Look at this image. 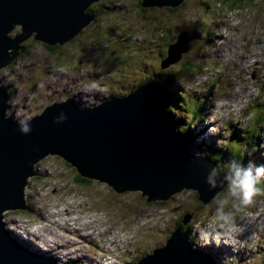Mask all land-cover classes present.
I'll return each mask as SVG.
<instances>
[{
    "label": "rangeland",
    "instance_id": "obj_1",
    "mask_svg": "<svg viewBox=\"0 0 264 264\" xmlns=\"http://www.w3.org/2000/svg\"><path fill=\"white\" fill-rule=\"evenodd\" d=\"M225 1L186 0L175 9H144L139 0L92 3L87 11L98 16L64 45L46 46L33 36L18 44L19 56L0 69V81L11 96L6 116L17 121L32 118L67 98H74L81 108L92 107L151 83L164 95V89L174 92L170 99L181 107L174 106L172 120L180 122L178 132L192 129L185 135L197 149L228 145L227 152L242 153L244 144L239 147L235 138L243 141L240 137L252 134L248 156L254 164H264V0L238 5ZM184 31L189 40L192 37L188 50L179 61L161 67L169 57L167 45ZM19 33L18 25L9 35ZM170 76L172 81L163 83ZM165 101L167 106L166 97ZM259 112L263 128L258 131L254 116ZM209 128L215 135H206ZM33 167L36 173L25 189L31 212L8 211L3 220L24 241L53 249L59 261L132 264L162 247L176 228L186 229L191 223L194 248L212 254L218 264L233 254L240 264H264V223L237 253L223 245L196 243L195 225L208 217L212 200L203 205L194 191L147 202L139 191L117 193L95 180L79 182L76 170L56 155ZM188 214L191 219L183 224Z\"/></svg>",
    "mask_w": 264,
    "mask_h": 264
},
{
    "label": "water",
    "instance_id": "obj_2",
    "mask_svg": "<svg viewBox=\"0 0 264 264\" xmlns=\"http://www.w3.org/2000/svg\"><path fill=\"white\" fill-rule=\"evenodd\" d=\"M97 1L0 0V69L19 56L18 44L28 37L52 47L71 41L98 16L87 11ZM185 1L140 0L142 8L172 9ZM16 25L21 33L12 37L9 33ZM191 38L180 33L168 45L169 57L161 67L179 61ZM9 97L0 81V264H74L60 263L35 245L24 246L3 220L8 211L28 210L26 185L35 175L34 164L46 156H59L80 177L105 183L117 193L139 191L147 202L166 201L191 190L205 205L218 191L209 190L204 182L216 164L177 131L159 85L145 83L92 107L81 108L74 98H67L30 118L28 135L18 130L16 117L6 116ZM61 111L67 119L53 123ZM190 219L186 215L182 223ZM189 234L192 237L190 229L176 228L162 247L135 264H218L212 254L190 244Z\"/></svg>",
    "mask_w": 264,
    "mask_h": 264
},
{
    "label": "clouds",
    "instance_id": "obj_3",
    "mask_svg": "<svg viewBox=\"0 0 264 264\" xmlns=\"http://www.w3.org/2000/svg\"><path fill=\"white\" fill-rule=\"evenodd\" d=\"M66 119L61 111L53 123L59 124ZM17 124L21 134L31 133L30 118L20 119ZM206 135H215V132L209 128ZM204 182L209 190L218 191L212 198L208 217L195 225L193 237L201 247L223 245L237 253L254 235V230L264 223V199H258L264 197V188L260 187L264 183V164L251 161L244 164L242 160L231 159L222 168L210 167ZM66 260L60 262L68 263ZM221 264H240V261L233 254L225 256Z\"/></svg>",
    "mask_w": 264,
    "mask_h": 264
},
{
    "label": "trees",
    "instance_id": "obj_4",
    "mask_svg": "<svg viewBox=\"0 0 264 264\" xmlns=\"http://www.w3.org/2000/svg\"><path fill=\"white\" fill-rule=\"evenodd\" d=\"M140 1V0H139ZM228 0H226L225 2H227ZM244 2V0H232V5H238V4H241V3H243ZM140 6H141V2H140ZM144 9H146V8H144ZM170 9H172V8H170ZM175 9V8H174ZM95 14V13H94ZM167 48H168V45H167V47H166V54H167ZM186 66H188V67H191L192 69L194 68V64L193 63H191L190 61L188 62L187 61V63L185 64ZM187 70V69H186ZM189 70V69H188ZM168 81H172V77L170 76L169 78H166V80L163 82V83H166V84H169V82ZM140 85H142V83L141 84H139L138 86H140ZM176 84L175 83H172V87H174ZM177 87L178 86H176L175 87V89H176V91H177ZM166 89H169L168 88V86H166ZM164 92H166L165 93V97H166V99H167V106H166V110H167V112H169V115L171 116V119H172V115H174L175 113V107L174 106H177V107H181V105H178L177 104V101H175V102H173V101H171V99H170V95H172L174 92L173 91H167V90H165L164 89ZM170 93V94H169ZM112 98H113V96H111ZM172 112V113H171ZM202 112V110H201V108L199 109V113H201ZM262 112H264V109H263V111ZM262 112H259V113H257L256 114V117L254 116V118H255V121H256V127H258V131L259 130H262V125H260L259 123V121L257 120V117H259L261 114H262ZM199 118H202V114H201V116L200 117H197L196 115L192 118V119H190L188 122H189V124H191V123H193V120H198ZM254 120V119H253ZM254 122V121H253ZM179 124H180V122H177V124H176V128H178V127H180L179 126ZM261 124H263V123H261ZM255 126V125H254ZM188 127V126H187ZM185 129V128H184ZM180 129V133H182V134H188V132H191L192 131V129L191 128H188V130L187 129ZM182 131H185V133H183ZM257 131V132H258ZM245 134H247V132L245 133ZM252 135V134H251ZM250 135V136H251ZM188 136H190L189 134H188ZM250 136H245V137H240L241 139H243V141H240V140H237V138H235V140L237 141H235L237 144H239L238 146L240 147V145H243V148H242V150H243V152L241 153V152H237L236 154H233L232 153V151H228L227 152V150H226V148L225 147H228V145H224L225 147H220V148H214V147H212V145L211 144H209V145H211V146H207V148L205 149V150H202L200 147H198V151H201V152H199V153H202V154H205V158L209 161V162H212V163H217V165H218V167L217 168H221V167H223L225 164H227L231 159H237V160H242V162L244 163V164H247L249 161H251L252 162V157H250V156H248V152L251 150V148H252V145H251V143H250ZM194 138H195V136H193ZM247 137V140H246V142H244V140H245V138ZM232 141H234V140H232ZM193 144H194V140H193ZM248 144V145H247ZM194 145H196V144H194ZM196 147H197V145H196ZM247 147V148H246ZM228 149H229V147H228ZM246 149H247V151H246ZM231 150H232V148H231ZM221 166V167H220ZM78 174V173H77ZM77 180L79 181V182H83V181H89L88 179H85V178H82V177H80L79 175H77ZM29 207V206H28ZM27 207V208H28ZM29 209V208H28ZM27 212H31V210H26ZM191 216V214H188V216ZM181 222V221H180ZM180 222L178 223V226H180ZM191 224V223H190ZM190 224H188L187 225V229L189 228V226H190ZM177 226V227H178ZM182 230H185V228H182ZM189 242H190V244L192 245V246H194V243H193V239L190 237V234H189ZM21 243L24 245V246H26V247H31V244L28 242V241H24V240H21ZM143 258V257H142ZM141 259V258H140ZM214 260V259H213ZM139 261V260H138ZM137 261H135V262H132V264H135ZM215 262V261H214Z\"/></svg>",
    "mask_w": 264,
    "mask_h": 264
},
{
    "label": "bare ground",
    "instance_id": "obj_5",
    "mask_svg": "<svg viewBox=\"0 0 264 264\" xmlns=\"http://www.w3.org/2000/svg\"><path fill=\"white\" fill-rule=\"evenodd\" d=\"M16 26H18V25H16ZM18 50H19V49H18ZM10 97H11V96H10ZM10 97H9V99H10ZM35 173H36V172H35ZM134 192H136V191H134ZM179 193H180V192H179ZM177 194H178V193H177ZM65 210L68 211L67 209H65ZM68 214H69V213H68ZM62 215H63V214H62ZM67 216H68V215H67ZM15 228H16V232H17V230H18L17 228H18V227H15ZM10 229H12L13 231H15V229H13L12 227L9 226V230H10ZM13 233H15V232H13ZM17 233H18V232H17ZM27 233H28V235H31V233H33L34 235L36 234V233L34 232V230H33V232H31V233L27 231ZM50 234H51V233H50ZM53 234H54V233H53ZM53 234H51V235H53ZM21 235L23 236V234H21ZM88 236L90 237V235H88ZM19 237H20V236H19ZM28 238H29V239H32L30 236H29ZM23 239H26V238L23 236ZM34 242H35V241H34ZM35 243L37 244V242H35ZM36 244H35V245H36ZM37 247H39L40 249L44 250L45 252H51L53 255L55 254V253H53V249H50V248L47 249L44 245H42V243H41V244H37V245H36V248H37ZM58 255H59V254L56 253L55 256H57V257L59 258V260H60L61 258H60ZM63 261H65V260H63Z\"/></svg>",
    "mask_w": 264,
    "mask_h": 264
},
{
    "label": "flooded vegetation",
    "instance_id": "obj_6",
    "mask_svg": "<svg viewBox=\"0 0 264 264\" xmlns=\"http://www.w3.org/2000/svg\"><path fill=\"white\" fill-rule=\"evenodd\" d=\"M47 46V45H46Z\"/></svg>",
    "mask_w": 264,
    "mask_h": 264
}]
</instances>
